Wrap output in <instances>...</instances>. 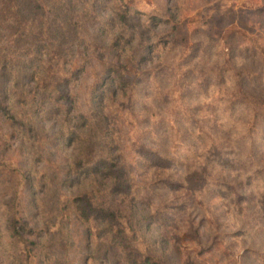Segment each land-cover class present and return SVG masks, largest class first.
<instances>
[{"label":"rangeland","instance_id":"rangeland-1","mask_svg":"<svg viewBox=\"0 0 264 264\" xmlns=\"http://www.w3.org/2000/svg\"><path fill=\"white\" fill-rule=\"evenodd\" d=\"M126 3L130 19L123 24L117 9ZM65 6L62 17L82 22L83 39L66 43L62 72L53 66L52 77L47 66L39 68L37 87L19 68L0 65V264H128L113 236L120 223L141 258L264 264V0H65ZM154 14L169 21L148 17ZM146 45L147 59L123 71L128 87L76 126L79 141L65 142L61 134L73 120L57 115L56 103L93 109L89 92L107 61L145 54ZM57 77L67 79L58 85L68 93L60 102L48 96ZM106 136L118 149H108ZM116 153L124 165L118 178L115 171L102 183L83 177L84 161ZM118 179L128 193L122 203V193H113L123 218L96 224L86 199ZM11 218L39 236L23 233L25 241H16Z\"/></svg>","mask_w":264,"mask_h":264},{"label":"trees","instance_id":"trees-1","mask_svg":"<svg viewBox=\"0 0 264 264\" xmlns=\"http://www.w3.org/2000/svg\"><path fill=\"white\" fill-rule=\"evenodd\" d=\"M118 1L123 2V0ZM123 6V8L117 9V14L118 21L125 24L130 19V7L128 3ZM66 9L67 6H65V0H0L1 67L5 69L10 67L9 70H11V72H16V68H19L24 71V76L28 77L29 80H35L33 84L37 87L42 84V79L39 77L40 73H38L39 68L47 66V69L49 70L48 73H50L52 77V73H54L53 66L56 68V72H62L65 65H67L66 54H63L66 51V43L72 36L75 40H78V38H80L79 40L83 39L81 33H79L80 29H82L83 32V27L81 25L82 22L78 23L72 17H62ZM148 17L156 21H169V18L162 17L159 14L148 15ZM111 26H113V24ZM125 39L126 42L130 40V38L127 37H125ZM121 40L123 39L121 38ZM148 46L149 45H146L145 47L146 49L148 48V51H145V54L140 56L137 52H130L128 56L122 58V60L119 59L118 61H115L111 59L110 61H107L108 63L106 64V67H104V69L100 72L101 74L99 75L98 83H96L89 92L90 102L95 106L93 109L84 112L79 110L76 111L71 102H68L69 104L66 105H64L65 101L63 103H56L57 107L54 112L57 115L61 114L63 120H68L69 123L73 120V125L70 127L67 134H61L64 136L65 142H70L74 139L79 141L81 133L77 130L78 128L76 129V126L86 125L90 122V118L92 116H96L98 115V112H102V106L106 105V102L112 99L122 87L123 90L126 89L125 87H128L127 82L130 79L125 72V75L123 74V71L126 70L129 65L138 66L142 61L146 60L150 53ZM111 47L116 50L113 45ZM84 57L88 58V56H83L82 61H84ZM82 64L81 67L83 69ZM142 72H144L143 75H148L150 70H144ZM52 77L50 80L53 82L54 79ZM57 80L58 82H56V88L58 89L50 88V86L46 83L43 85V87L48 86L50 88L48 96L54 102H60L62 97L68 94L67 92L61 91L58 87V85L60 86L61 83L67 79L57 77L56 81ZM65 99H67L66 101H70L68 97ZM4 107L5 106L3 105L2 109H5ZM38 108L39 107L36 106L35 110H38ZM94 109L98 111H93ZM5 112H7L6 109ZM72 112L77 113L72 115ZM107 137L108 136L104 137V139L108 149H118L119 146L116 145V139L111 137L107 140ZM121 162L123 161L120 153H116V155L112 158L109 155L104 154L93 162L88 163L84 161L83 165L80 162L83 166L81 172L83 173L84 178L89 177L95 181V184L98 179H100L99 183H102L103 178L108 176V173L115 171L116 178H118L121 173H124V171L121 172V169L124 166ZM98 173H101L100 177L97 176ZM98 189H101V187L98 186ZM118 190L122 194H119L117 199H120L123 196L121 199L122 203L128 197V193L126 186L120 183V179L115 180L111 188H103L101 191L98 190V194L96 195L97 197H93L94 201L84 197L85 195H88V193L83 196L79 195L78 198L83 201L84 199L87 200L86 203H88L89 210L93 213L95 212L96 224H118L123 218L121 213H124L125 210L119 207L117 199H113L115 196L113 193H117ZM109 195L112 196L109 197ZM135 198L137 199L138 197L135 195L131 196V199ZM151 216L154 220H161L163 223L167 222V217ZM153 219L150 221H153ZM120 224L121 226L118 225V227L114 229L115 234L113 236L118 239L117 246L121 252L125 254V259L129 261L128 264H171L162 260L161 256L154 253L146 254L142 258L140 255H135L133 248H131L127 239V235L125 233L126 228L122 223ZM8 228L11 232V236L16 241H25L23 233L27 236L31 235L33 238L39 236V232H35L34 229L27 226V224L18 221L16 218L10 219ZM114 237L110 239L115 241ZM34 243L35 241H31V244ZM30 252L31 249L28 247L24 254L27 253L29 255ZM24 264L30 263L25 260Z\"/></svg>","mask_w":264,"mask_h":264}]
</instances>
